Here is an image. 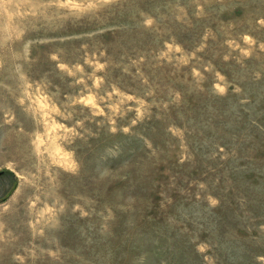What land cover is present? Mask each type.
I'll use <instances>...</instances> for the list:
<instances>
[{
    "label": "rangeland",
    "instance_id": "374dc122",
    "mask_svg": "<svg viewBox=\"0 0 264 264\" xmlns=\"http://www.w3.org/2000/svg\"><path fill=\"white\" fill-rule=\"evenodd\" d=\"M0 264H264V0H0Z\"/></svg>",
    "mask_w": 264,
    "mask_h": 264
}]
</instances>
